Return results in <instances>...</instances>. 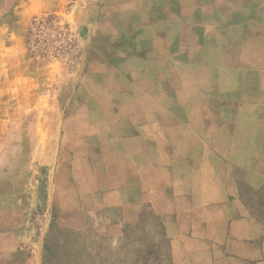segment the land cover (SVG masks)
I'll use <instances>...</instances> for the list:
<instances>
[{
  "label": "crops",
  "instance_id": "0c3cea01",
  "mask_svg": "<svg viewBox=\"0 0 264 264\" xmlns=\"http://www.w3.org/2000/svg\"><path fill=\"white\" fill-rule=\"evenodd\" d=\"M65 1L21 0L0 22V109L44 127L33 156L50 205L77 188L161 216L176 254H219L228 237L243 262L264 260L238 196L241 180H264V120L249 119L264 108V53L251 64L250 51L264 38L250 37V0L216 1L223 21L203 0H83L71 63L31 56L32 16Z\"/></svg>",
  "mask_w": 264,
  "mask_h": 264
},
{
  "label": "rangeland",
  "instance_id": "374dc122",
  "mask_svg": "<svg viewBox=\"0 0 264 264\" xmlns=\"http://www.w3.org/2000/svg\"><path fill=\"white\" fill-rule=\"evenodd\" d=\"M20 1L0 0V22L15 15ZM216 1L203 0L202 11L223 21L224 8H217ZM63 5L57 13L79 27L75 18L83 0H66ZM248 12L250 37L263 39L264 4L250 0ZM95 18L91 20L102 17ZM259 43L250 46L251 64L256 63L255 55L264 53L262 40ZM11 112L17 113L0 109V264H264V260H240L235 250L241 246L228 237L222 238L219 254H176L172 250L177 239L170 236L161 216L146 208L135 214L109 199L83 198L77 188L50 205L45 189L48 167L33 156L34 134L41 135L44 127L28 125L31 116L9 120ZM251 112L256 115L249 119L262 123L264 108ZM238 196L245 218L263 235L264 180H241Z\"/></svg>",
  "mask_w": 264,
  "mask_h": 264
},
{
  "label": "built area",
  "instance_id": "2783aa9c",
  "mask_svg": "<svg viewBox=\"0 0 264 264\" xmlns=\"http://www.w3.org/2000/svg\"><path fill=\"white\" fill-rule=\"evenodd\" d=\"M80 41V28L60 13L33 15L25 35L31 56L63 65L78 54Z\"/></svg>",
  "mask_w": 264,
  "mask_h": 264
}]
</instances>
